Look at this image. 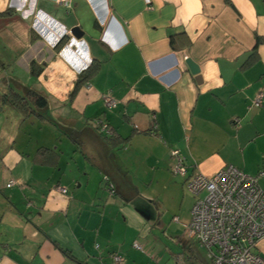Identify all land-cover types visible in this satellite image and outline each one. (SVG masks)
Masks as SVG:
<instances>
[{"label":"crops","instance_id":"obj_1","mask_svg":"<svg viewBox=\"0 0 264 264\" xmlns=\"http://www.w3.org/2000/svg\"><path fill=\"white\" fill-rule=\"evenodd\" d=\"M70 1L0 0V12L12 10L0 16V89L47 99L42 117L22 122L0 110V264H116L112 252L118 264H141L115 239L119 212L126 220L134 204L153 227L175 219L176 264H209L187 232L185 179L226 164L250 175L264 168V99L252 102L264 92V0ZM179 32L186 40L173 49ZM95 120L126 141L109 144ZM171 148L186 157V176L172 173ZM257 183L264 190V176ZM256 251L264 257V240Z\"/></svg>","mask_w":264,"mask_h":264},{"label":"built area","instance_id":"obj_2","mask_svg":"<svg viewBox=\"0 0 264 264\" xmlns=\"http://www.w3.org/2000/svg\"><path fill=\"white\" fill-rule=\"evenodd\" d=\"M70 6V0H53ZM187 56H185L186 58ZM264 92L259 91L254 99L255 106L262 105ZM107 107H114L117 99L110 94L104 97ZM238 125V120H234ZM98 130L110 135V127L101 120H95ZM170 169L174 175L186 176V157L179 149L169 150ZM264 176V168L256 174L243 172L233 164H226L213 175L205 176L193 172L185 179V187L194 196L187 223V232L205 248L209 264H264V257L256 246L264 240V190L258 183V177ZM13 181L8 183V186ZM103 189L109 194L115 193V187L105 175ZM59 191L66 192L59 187ZM135 248L141 245L133 242ZM114 263L121 261L117 252H112Z\"/></svg>","mask_w":264,"mask_h":264},{"label":"rangeland","instance_id":"obj_3","mask_svg":"<svg viewBox=\"0 0 264 264\" xmlns=\"http://www.w3.org/2000/svg\"><path fill=\"white\" fill-rule=\"evenodd\" d=\"M0 84L5 86L2 80H0ZM138 185L141 184H136V186ZM186 192L191 194L187 189ZM142 213L144 210L135 204L127 212L126 220L123 213L119 212L118 231L115 239L121 247L128 251L129 256H137L142 259L141 264H176L174 261L177 254L175 250L177 243L174 238L176 235L174 234L175 219L172 221L170 213L167 216L163 215L161 219L163 218L162 220L166 222V226L164 229H159L149 224L147 222L149 217ZM176 233L179 232L176 231ZM134 241L141 245V249L133 246Z\"/></svg>","mask_w":264,"mask_h":264},{"label":"trees","instance_id":"obj_4","mask_svg":"<svg viewBox=\"0 0 264 264\" xmlns=\"http://www.w3.org/2000/svg\"><path fill=\"white\" fill-rule=\"evenodd\" d=\"M11 12L12 10L8 8L0 12V16L8 15ZM180 37H182V40L185 37L186 40L185 32H179L170 35V45L173 49L178 47L177 41L180 40L179 39ZM63 40L64 38H62L59 43H61ZM96 69H97V65L88 66L78 73L77 79L70 93V96H73V94L76 92V90L80 85L86 83L89 80V78L94 74ZM41 71H42L41 66L37 68L32 66L30 73L34 76H37L41 73ZM4 106L10 107L13 110H15L17 113H19L21 118L20 121L22 122L27 118H29L31 115L42 117L43 115L41 114V111H43L47 107V99L46 96L41 91L28 88L23 92H19L15 90L13 87L8 86L4 90L0 89V110L4 109ZM96 129L98 130L97 127ZM110 130H111L110 135H105L103 134V132L101 133L98 130L101 134L104 135V137L107 138L109 144H113V143L120 144L126 141V138H118L117 136H114L112 128H110ZM41 152L44 153L46 151L41 150ZM108 180L112 182L110 177H108ZM112 184L114 183L112 182Z\"/></svg>","mask_w":264,"mask_h":264},{"label":"water","instance_id":"obj_5","mask_svg":"<svg viewBox=\"0 0 264 264\" xmlns=\"http://www.w3.org/2000/svg\"><path fill=\"white\" fill-rule=\"evenodd\" d=\"M70 31H71L72 36L76 39H78L82 36V31L77 26L71 28ZM185 64L187 65V68L190 71V73L195 76L196 80H198L199 79V73H200V68H199L198 64L193 62L191 60V58H188V57L185 58Z\"/></svg>","mask_w":264,"mask_h":264},{"label":"clouds","instance_id":"obj_6","mask_svg":"<svg viewBox=\"0 0 264 264\" xmlns=\"http://www.w3.org/2000/svg\"><path fill=\"white\" fill-rule=\"evenodd\" d=\"M73 43H75V41H73Z\"/></svg>","mask_w":264,"mask_h":264}]
</instances>
